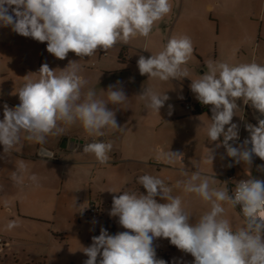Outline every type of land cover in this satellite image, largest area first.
Here are the masks:
<instances>
[{"label":"clouds","instance_id":"obj_1","mask_svg":"<svg viewBox=\"0 0 264 264\" xmlns=\"http://www.w3.org/2000/svg\"><path fill=\"white\" fill-rule=\"evenodd\" d=\"M171 11V0H0V26L46 42V51L64 60L69 52L80 58L92 57L98 50L107 53L118 44L128 45L133 38H147L154 25ZM193 51L190 37L170 38L162 51L149 57L139 56V73L160 81L182 80L189 77L184 66ZM207 68L190 84L195 98L202 105H211L207 136L211 142H217L216 148L222 146L226 156L232 158L228 167L243 163L251 168L254 157L264 160V119L258 118L256 125L246 124L249 136L237 143L239 126L233 117L241 109L238 101L251 105L264 116V64L209 61ZM37 73L39 78L35 80L24 76L25 82L15 93L19 104L3 107L0 160L6 161L10 154L20 151L24 141L44 145L49 136H61L66 127L75 124L94 137L104 136L109 129L122 130L116 113L108 108L109 104H122L128 99L122 82L109 85L106 102L97 98L94 89L85 90L88 80L80 75L75 61H69L59 73L43 63ZM137 96L146 108L158 114L170 99L166 92L160 94L147 85ZM172 108L168 105L169 115ZM112 149L111 141L96 140L84 144L82 152L107 164ZM207 149L203 160L213 165L215 149ZM39 154L53 158L43 147ZM178 157L182 154L169 150L158 159L172 164ZM181 171L188 176L186 169ZM27 173V166L21 162L10 179L22 186L27 175V180L38 183L35 174ZM215 179L193 171L188 179L177 181V188L182 187L185 193L195 194L210 204V210L193 223L182 199L172 195L171 187L158 176L140 175L137 183L144 192L123 191L113 196L109 215L118 217L119 225L126 231L109 234L101 227L100 234L92 237V244L83 248L88 257L84 264H168L157 258L153 246L156 238L168 239L171 245L194 258L187 262L174 257L171 264H264V180L249 176L236 182L230 192L227 186L211 187ZM225 204L239 207L243 226L233 228L225 218ZM17 226L16 221L7 224L9 230Z\"/></svg>","mask_w":264,"mask_h":264},{"label":"rangeland","instance_id":"obj_2","mask_svg":"<svg viewBox=\"0 0 264 264\" xmlns=\"http://www.w3.org/2000/svg\"><path fill=\"white\" fill-rule=\"evenodd\" d=\"M171 3L172 11L162 19L168 29L176 24H188L190 28L191 25H200L202 29L196 37L210 39L211 52L215 53L218 48L230 65L252 61L264 64V0H171ZM1 29L5 44L0 46V75L4 74L0 78V97L7 96L9 91L12 95L18 92L26 75L33 80L39 78L41 51L45 54L43 63L56 69L57 73L64 69V66L61 69L58 63L52 62L57 58L46 51V42L34 40L33 43V39L20 36L10 28ZM169 32L165 45L170 39ZM194 37L191 33L192 42ZM192 65L195 63L191 62ZM4 105L0 103V107ZM243 116H246L243 118L245 125L258 123L257 112L246 110V105ZM66 130L76 136L88 135L79 124L68 126ZM243 136L244 139L249 136L246 128ZM2 152L0 146V154ZM255 159L253 166L264 178V168L257 167L264 165V160ZM21 162L14 153L6 161L0 160V238L11 244L7 253L0 256V264H84L88 257L83 248L92 244V237L98 229L110 222L114 224V234L126 231L119 225L118 217L109 215L113 196L122 194L121 190L129 179L122 166L115 167L110 160L112 166L104 174L98 172V176H95L96 170L90 172L88 167L69 166L68 182L62 194L50 187L34 193L26 180L20 186L10 179ZM178 196L193 223L210 210V204L198 196L191 198L183 190L178 191ZM92 203L100 209L97 218L88 215ZM224 206L225 218L232 225L237 224L231 208L227 204ZM9 221H16L18 226L9 230ZM153 246L156 251L168 254L169 264L174 257H182L187 262L194 259L171 245L168 239L156 238Z\"/></svg>","mask_w":264,"mask_h":264},{"label":"crops","instance_id":"obj_3","mask_svg":"<svg viewBox=\"0 0 264 264\" xmlns=\"http://www.w3.org/2000/svg\"><path fill=\"white\" fill-rule=\"evenodd\" d=\"M203 23L205 25V22ZM1 28L3 27L0 26ZM201 29L200 25H191L190 28L188 24H176L168 29V26L161 20L154 25L152 33L147 38H133L128 45L118 44L107 53L98 50L97 54L92 57L80 58L69 52L66 59L52 61L58 63L61 69L62 66L66 68L69 61L77 62L80 66V75L88 80L85 90L88 88L94 89L97 98L106 102L108 95L106 91L109 85H114L118 81L122 82L128 99L122 104L108 105V108L116 113L117 122L122 130L109 129L102 136L105 141L113 143V149L110 153V160L114 163L113 165L115 167L122 166V169H125V174L129 176L121 192H144L142 186L137 183V177L145 173L158 176L162 180L165 178L163 181L172 188V195L174 196H178V191L183 190L182 187L177 188L175 186L177 181L188 179L193 171L215 177L216 179L211 187L219 189L227 186L229 191L230 186L226 181L229 174H234L239 178L253 176L264 180L253 166L254 160L256 161L255 157L251 168H247L243 163L234 164L232 167L227 166L231 163L232 158L226 156V150L222 146L216 148L217 142H211L207 136V130L211 123V105H208L205 111L197 114H190L183 106L184 100L189 99L188 88H190L191 79H199L200 75L207 72L206 68L209 61L228 63L226 56L220 54L218 48L215 53L211 52L210 39L208 41V39H198L196 37ZM168 30H170V38L174 34H176V37H190L191 33L195 36L192 42L194 56H191V61L189 59L184 66L188 69L189 77L182 80L160 81L159 79L148 78L147 75H140L137 67L139 56L149 57L151 54L162 51ZM3 38L0 34L1 47H4L5 44ZM32 42L34 43V40ZM28 45L32 44L29 43ZM40 53L42 65L45 54L44 51ZM191 62L195 65L191 66ZM201 67H204L202 71H200ZM3 76L4 74L0 75V78ZM146 85L160 94L166 92L170 97L165 106L160 109L159 114L146 108L145 102L137 96ZM11 93L9 91L7 96H1L0 103L7 104L10 107L17 106L19 104L18 95H12ZM192 101L194 103L198 102L195 94H192ZM168 105L173 106L171 115L168 114ZM238 105L241 109L237 111V116L233 117V122L239 126V140L237 143H242L246 116L242 117L243 102L238 101ZM0 115L3 119V107H0ZM91 137L94 136H76L66 130L61 136H49L44 145L24 141L22 149L14 152V154L27 166L28 175L35 174L38 177V183L34 184L27 180L26 175V184L30 183L34 193L50 187L59 190L62 194L68 182L69 166L88 167L90 172L96 170L95 176H98V172L104 174L112 166L110 160L107 164H100L93 155L85 154L82 150L75 151L78 143H88ZM220 139L222 140V137ZM64 140H67L66 148H62ZM230 143L232 142L230 141ZM42 147L51 151L53 158L48 159L41 156L39 152ZM207 148L215 149L213 165L210 162L205 163L203 160L208 152ZM169 150L181 153L182 157L176 158L175 163L172 164L164 159H158L162 153ZM182 169H186L188 176L182 174ZM71 171L75 172V169ZM190 195L191 198L196 196L187 193V196ZM229 208H231L237 221V224L232 226L234 229H238L243 226V217L237 209L231 206Z\"/></svg>","mask_w":264,"mask_h":264},{"label":"built area","instance_id":"obj_4","mask_svg":"<svg viewBox=\"0 0 264 264\" xmlns=\"http://www.w3.org/2000/svg\"><path fill=\"white\" fill-rule=\"evenodd\" d=\"M104 55H106V54H104ZM188 94H189V100H186L183 104L185 110L189 111L190 113L197 114V113H200L202 111H205L208 108V105H202L199 101L197 103H194L192 101V94H194V93L191 92L190 88H188ZM247 109H250L252 111H256L257 115H260V113L257 110L253 109L251 107V105H246V110ZM96 140L105 141V138L104 137H91L89 139L88 143L94 142ZM84 144H87V143H81V144L78 143L77 146H79V147H76L75 151L82 150ZM241 179H247V178H239L234 174H229L226 177V181L228 182V184L230 186V192H231V190L234 191L235 183L240 181ZM237 210L240 211L239 207H237ZM87 212H88V215L90 217L97 218L99 213H100V209L95 204H92ZM10 248H11V244L6 239L0 238V256L7 253L8 249H10Z\"/></svg>","mask_w":264,"mask_h":264},{"label":"trees","instance_id":"obj_5","mask_svg":"<svg viewBox=\"0 0 264 264\" xmlns=\"http://www.w3.org/2000/svg\"><path fill=\"white\" fill-rule=\"evenodd\" d=\"M103 228L107 229L108 232H109V234H114L115 227H114V224L113 223H110L109 222L108 224H105ZM99 234H100V229H98L95 232L94 236H98ZM156 255H157V258L158 259H164L165 261L168 262V264L170 263V258L168 256V254H165V253H163L161 251H156Z\"/></svg>","mask_w":264,"mask_h":264},{"label":"water","instance_id":"obj_6","mask_svg":"<svg viewBox=\"0 0 264 264\" xmlns=\"http://www.w3.org/2000/svg\"><path fill=\"white\" fill-rule=\"evenodd\" d=\"M189 100V99H188ZM186 100H184L185 102ZM67 147V140H64L62 143V148H66ZM51 152V151H50ZM52 153V152H51ZM53 154V153H52ZM45 157V156H44Z\"/></svg>","mask_w":264,"mask_h":264},{"label":"bare ground","instance_id":"obj_7","mask_svg":"<svg viewBox=\"0 0 264 264\" xmlns=\"http://www.w3.org/2000/svg\"><path fill=\"white\" fill-rule=\"evenodd\" d=\"M258 118L264 119V116H261V114H260V115H258Z\"/></svg>","mask_w":264,"mask_h":264}]
</instances>
